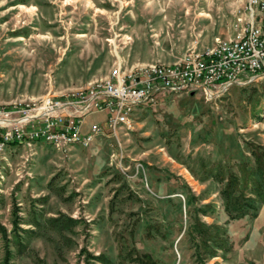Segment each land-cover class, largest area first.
Here are the masks:
<instances>
[{
	"label": "rangeland",
	"instance_id": "1",
	"mask_svg": "<svg viewBox=\"0 0 264 264\" xmlns=\"http://www.w3.org/2000/svg\"><path fill=\"white\" fill-rule=\"evenodd\" d=\"M243 7L244 0H0V131L4 112L62 101L114 68L171 64L234 38ZM105 118L80 114L82 128L100 126L85 148L55 149L28 136L0 146V264H264V205L253 218L229 219L224 183L211 177L242 175L253 168L250 150L264 148V77L163 90L113 130ZM32 120L24 133L36 129ZM196 220L222 229L209 233L226 239L228 252L197 250Z\"/></svg>",
	"mask_w": 264,
	"mask_h": 264
},
{
	"label": "built area",
	"instance_id": "2",
	"mask_svg": "<svg viewBox=\"0 0 264 264\" xmlns=\"http://www.w3.org/2000/svg\"><path fill=\"white\" fill-rule=\"evenodd\" d=\"M243 10L235 19L238 32L232 39L216 40L203 50H189L171 64L154 63L127 73L114 68L106 78L85 91L66 95L62 101L44 98L39 107L29 111L4 112L7 128L0 131V146L28 136L55 149L69 145L85 148L100 132V126L92 124L84 131L80 114L103 113L105 128L113 130L128 125L131 111L163 90H211L243 78L264 77V0H244ZM30 111L39 115L33 117ZM13 113L20 118L9 121ZM33 118H38L36 129L24 133L22 126Z\"/></svg>",
	"mask_w": 264,
	"mask_h": 264
},
{
	"label": "trees",
	"instance_id": "3",
	"mask_svg": "<svg viewBox=\"0 0 264 264\" xmlns=\"http://www.w3.org/2000/svg\"><path fill=\"white\" fill-rule=\"evenodd\" d=\"M250 156L253 168L244 167L242 175L229 174L226 177L216 173L211 175L217 182L224 183L220 196L224 212L229 219H239L245 216L253 218L257 208L264 205V148L253 147L250 150ZM211 229L219 230L222 235L225 234L217 226L194 221L190 233L194 234V240H198L197 250L201 249L208 257H213L216 249L228 252L226 239L222 237L216 240L215 236H211L209 233ZM195 256L198 257L197 252H195Z\"/></svg>",
	"mask_w": 264,
	"mask_h": 264
},
{
	"label": "crops",
	"instance_id": "4",
	"mask_svg": "<svg viewBox=\"0 0 264 264\" xmlns=\"http://www.w3.org/2000/svg\"><path fill=\"white\" fill-rule=\"evenodd\" d=\"M96 115H98V114H96ZM102 116H103V115H101V118H102ZM101 118H100V119H101ZM88 126H89V125H88ZM88 126H86V125L83 126V129L86 130V128H87Z\"/></svg>",
	"mask_w": 264,
	"mask_h": 264
}]
</instances>
